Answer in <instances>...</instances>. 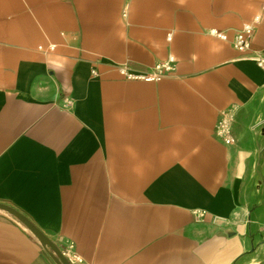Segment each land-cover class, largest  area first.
<instances>
[{
	"label": "crops",
	"instance_id": "0c3cea01",
	"mask_svg": "<svg viewBox=\"0 0 264 264\" xmlns=\"http://www.w3.org/2000/svg\"><path fill=\"white\" fill-rule=\"evenodd\" d=\"M257 16L264 51V0H0V202L79 264H230L264 228V69L230 43ZM0 264L51 263L0 216Z\"/></svg>",
	"mask_w": 264,
	"mask_h": 264
},
{
	"label": "water",
	"instance_id": "95a60500",
	"mask_svg": "<svg viewBox=\"0 0 264 264\" xmlns=\"http://www.w3.org/2000/svg\"><path fill=\"white\" fill-rule=\"evenodd\" d=\"M241 121L240 112L237 113L232 126V134L235 143L239 142L236 132V126ZM254 132H258L264 140V122L256 123L251 126ZM264 157V144L262 148ZM261 187V184L258 185ZM0 216L6 218L16 225L22 232L39 248V250L48 258L51 264H79L76 260H72L60 246L44 231H42L28 216L14 208L13 206L0 202ZM252 225V216L247 220ZM226 237L233 239L239 237V234L232 229L227 230ZM250 241V248L244 250L230 264H264V228L262 231L252 232L242 236V240Z\"/></svg>",
	"mask_w": 264,
	"mask_h": 264
},
{
	"label": "built area",
	"instance_id": "2783aa9c",
	"mask_svg": "<svg viewBox=\"0 0 264 264\" xmlns=\"http://www.w3.org/2000/svg\"><path fill=\"white\" fill-rule=\"evenodd\" d=\"M260 21L261 17L257 16L252 22L244 24L239 31L235 32V35L232 40H230V43L235 50L245 54L246 58L255 62L260 68L264 69V51L254 50L253 48V37L256 32V26L260 23ZM209 34L223 41H229V38L225 32L210 30ZM168 39H172V34L168 36ZM176 65V58L174 56H170L168 59L156 64L150 71H136L129 64H123L119 66L118 69L120 74L126 80L159 82L164 78L173 76L176 72ZM92 73L94 76L98 75L97 71L95 70ZM236 115L237 113H223L215 130L216 137L229 145L235 143L232 134V126ZM74 250V243L67 241L66 251L64 253L66 255L68 253L69 257H72L74 260L78 261L81 257L75 254Z\"/></svg>",
	"mask_w": 264,
	"mask_h": 264
},
{
	"label": "bare ground",
	"instance_id": "6f19581e",
	"mask_svg": "<svg viewBox=\"0 0 264 264\" xmlns=\"http://www.w3.org/2000/svg\"><path fill=\"white\" fill-rule=\"evenodd\" d=\"M68 255V254H67ZM69 256V255H68ZM70 258H72V257H70ZM72 260H74L73 258H72ZM82 262V258H80L79 260H78V262Z\"/></svg>",
	"mask_w": 264,
	"mask_h": 264
},
{
	"label": "rangeland",
	"instance_id": "374dc122",
	"mask_svg": "<svg viewBox=\"0 0 264 264\" xmlns=\"http://www.w3.org/2000/svg\"><path fill=\"white\" fill-rule=\"evenodd\" d=\"M75 254H77L79 257H81L75 250H74Z\"/></svg>",
	"mask_w": 264,
	"mask_h": 264
}]
</instances>
